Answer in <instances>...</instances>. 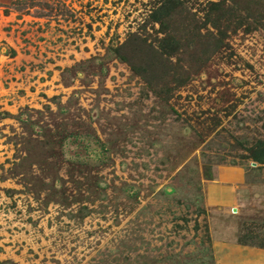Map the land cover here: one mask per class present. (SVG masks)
<instances>
[{"label":"rangeland","instance_id":"374dc122","mask_svg":"<svg viewBox=\"0 0 264 264\" xmlns=\"http://www.w3.org/2000/svg\"><path fill=\"white\" fill-rule=\"evenodd\" d=\"M162 1L0 0V264L262 248L264 0ZM227 166L256 199L228 205Z\"/></svg>","mask_w":264,"mask_h":264},{"label":"crops","instance_id":"0c3cea01","mask_svg":"<svg viewBox=\"0 0 264 264\" xmlns=\"http://www.w3.org/2000/svg\"><path fill=\"white\" fill-rule=\"evenodd\" d=\"M224 172V173H223ZM246 172L244 168L239 166H227L225 171L222 170L219 174L220 181L227 180L232 181V197L227 199L228 205L234 206L239 204L240 201H247L249 199H256L259 192L264 193V186L260 187L262 189L256 188L252 182L247 181ZM238 254L242 253L241 264H264V248L257 247H242L237 249ZM235 257L231 254L230 257Z\"/></svg>","mask_w":264,"mask_h":264},{"label":"trees","instance_id":"16d2710c","mask_svg":"<svg viewBox=\"0 0 264 264\" xmlns=\"http://www.w3.org/2000/svg\"><path fill=\"white\" fill-rule=\"evenodd\" d=\"M183 6H184V2L182 0H163L161 5L153 12V18L155 21H159L164 24L166 23V21H168V19L173 20L175 13L180 11V9ZM168 41L169 40H166V39L164 40V42L167 45H170V41L169 42ZM133 52L134 54H131ZM117 53H119L118 54L119 57H121L123 60L128 61V62H132V58L136 56L135 50L132 51V49L128 47H126V52H121L120 50L118 51L117 49ZM252 158L254 159V161L258 163H261L264 161V144H261L260 149L253 154ZM239 240L241 243H247L246 241L242 239V236L239 238ZM259 246L264 248V243L259 244Z\"/></svg>","mask_w":264,"mask_h":264},{"label":"water","instance_id":"95a60500","mask_svg":"<svg viewBox=\"0 0 264 264\" xmlns=\"http://www.w3.org/2000/svg\"><path fill=\"white\" fill-rule=\"evenodd\" d=\"M233 210L236 211V208H234Z\"/></svg>","mask_w":264,"mask_h":264}]
</instances>
